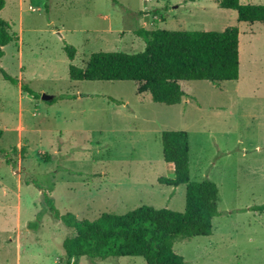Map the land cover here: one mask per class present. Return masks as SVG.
Segmentation results:
<instances>
[{"label":"rangeland","instance_id":"374dc122","mask_svg":"<svg viewBox=\"0 0 264 264\" xmlns=\"http://www.w3.org/2000/svg\"><path fill=\"white\" fill-rule=\"evenodd\" d=\"M5 1L0 19L19 40L0 59V264H65L62 244L75 233L46 212L44 193L60 215L80 220L144 205L183 212L186 186L158 181L174 178L163 157L165 131L188 133L191 180L219 188L213 235L178 240L175 252L185 264H264V212L256 210L264 206V24L238 22L217 0ZM231 27L240 31L239 80L183 82L179 105L139 95L133 81L69 77L71 65L86 67L94 53L143 52L141 29ZM67 45L76 49L73 61ZM40 212L41 222L30 227ZM79 264L92 263L82 257Z\"/></svg>","mask_w":264,"mask_h":264},{"label":"trees","instance_id":"16d2710c","mask_svg":"<svg viewBox=\"0 0 264 264\" xmlns=\"http://www.w3.org/2000/svg\"><path fill=\"white\" fill-rule=\"evenodd\" d=\"M195 2L196 0H190ZM220 8L235 10L240 23H263L264 5L242 4L241 0H217ZM6 5L0 0V12ZM145 42L141 53L98 52L91 55L86 67L71 65L73 81H133L137 93L150 94L153 102L175 106L182 103L183 82L208 81L213 84L238 81L240 77V31L231 27L216 31H171L141 29ZM19 40L11 25L0 19V59L4 47ZM71 61L76 49L67 45ZM4 79L18 84L16 78L3 72ZM22 88L29 92L27 86ZM114 103L122 105L120 101ZM0 130V144L3 138ZM163 157L174 166V178L161 177L163 186H186V208L183 212L141 206L124 215L103 213L94 221L80 220L76 215H60L53 198L44 193L46 212L74 231L62 244L65 264H79L82 257L94 264L98 260L142 257L146 264H185L175 252L178 240L213 235V220L220 216L219 188L210 181L191 180L189 135L184 131H165L162 135ZM264 212V206L257 207ZM43 217L29 226H37Z\"/></svg>","mask_w":264,"mask_h":264},{"label":"water","instance_id":"95a60500","mask_svg":"<svg viewBox=\"0 0 264 264\" xmlns=\"http://www.w3.org/2000/svg\"><path fill=\"white\" fill-rule=\"evenodd\" d=\"M42 100L45 101V102H51V101L54 100V98L52 96L44 95L42 97Z\"/></svg>","mask_w":264,"mask_h":264}]
</instances>
